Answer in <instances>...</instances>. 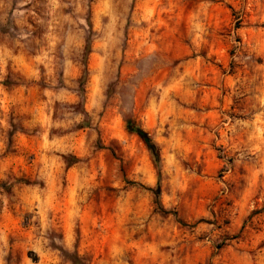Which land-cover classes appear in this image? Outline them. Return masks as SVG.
Here are the masks:
<instances>
[{"label": "rangeland", "instance_id": "374dc122", "mask_svg": "<svg viewBox=\"0 0 264 264\" xmlns=\"http://www.w3.org/2000/svg\"><path fill=\"white\" fill-rule=\"evenodd\" d=\"M5 5L6 264H264V0Z\"/></svg>", "mask_w": 264, "mask_h": 264}, {"label": "trees", "instance_id": "16d2710c", "mask_svg": "<svg viewBox=\"0 0 264 264\" xmlns=\"http://www.w3.org/2000/svg\"><path fill=\"white\" fill-rule=\"evenodd\" d=\"M127 129L129 132L135 134L142 141V143L145 145V147L147 148V150L150 153V156L152 158L154 166L158 170V168H159L158 151H157V147H156L155 143L153 142V140L151 139V137L146 132L141 130L140 128L133 127L130 123L127 124Z\"/></svg>", "mask_w": 264, "mask_h": 264}, {"label": "crops", "instance_id": "0c3cea01", "mask_svg": "<svg viewBox=\"0 0 264 264\" xmlns=\"http://www.w3.org/2000/svg\"><path fill=\"white\" fill-rule=\"evenodd\" d=\"M5 7H6V5H5V0H0V14L2 13V11H4L5 10ZM17 22V21H16ZM1 72V75H2V73H3V70H1L0 71ZM4 74V73H3ZM0 78H1V76H0ZM0 89L4 92V93H6L5 92V90L6 89H8V88H6V87H3V86H0ZM4 97V98H3ZM3 97H0V102H2V103H4L5 104V102L8 104V102H9V97L8 96H6V95H4ZM4 151V149H0V152L2 153ZM11 162V158H5L2 162H0V173H2V171L4 170V169H9V167L11 166L10 163ZM27 244L30 246L31 245V242L30 241H27ZM31 247H35V246H33V245H31ZM25 257H24V259H23V263L24 264H29V263H26V261H28V259L26 258V254L24 255ZM12 260H14V259H12ZM6 259H4V258H2L1 256H0V264H6ZM10 264H13V262H10Z\"/></svg>", "mask_w": 264, "mask_h": 264}]
</instances>
